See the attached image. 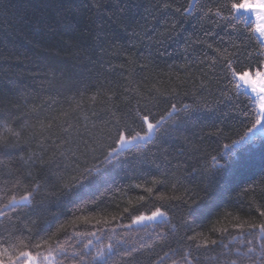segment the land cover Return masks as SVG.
I'll use <instances>...</instances> for the list:
<instances>
[{"label":"trees","instance_id":"obj_1","mask_svg":"<svg viewBox=\"0 0 264 264\" xmlns=\"http://www.w3.org/2000/svg\"><path fill=\"white\" fill-rule=\"evenodd\" d=\"M243 1L101 0L97 8L94 0H63L73 6L64 14L55 35L46 34L39 47L29 39L14 37L15 43L9 45L14 54L6 63L0 60V113L5 114L0 120V140L19 136L31 138L32 143L25 152L15 153L23 160L0 155V203L7 202L5 193L18 176L17 169L23 165L31 170L24 161L31 152H40V144L53 148L61 144L57 137L70 141L83 137L92 147L96 146L92 139L110 143L105 140L104 129L111 128L114 134L117 121L105 126L93 113L109 120L104 110L111 108L121 124L127 121L143 133L146 124L141 125L138 119L132 122L125 115L129 108L143 109L137 99L154 97L156 103L148 107L159 119L170 110V103L192 105L193 94L198 95L201 84L209 86L203 90L200 108L185 110L177 103L182 116L185 111L191 114V120L182 127L192 145L200 146L199 152L193 153L192 145L167 135L172 121L166 117L149 143L133 144L118 161L106 166L116 178L87 197L94 204L68 205L62 213L54 207L45 211L51 230L68 221L65 230L48 243L42 239L46 238L44 232L30 234L31 224L23 227L17 221V216L23 218L29 212L27 207L9 211V219H0V233H11L9 243L0 245V264H23V252L39 258L52 256L55 264H73V257L81 250L89 257L81 264H128L129 258H121L117 249L107 247L118 240L127 241L118 245L121 252L133 246L141 249L135 254V264H171L173 259L178 264H248V256L260 264L264 259L260 255L262 240L259 233L252 235L247 224L264 220L259 215L264 209V133L248 138L250 121L258 112L252 96L233 73L264 70V60L256 62V46L264 48V44L255 21L233 7ZM10 2L22 7L28 0ZM189 5L193 8L185 13L183 7ZM207 8L212 12L206 13ZM98 28L104 29V50L97 38ZM232 44L244 46L250 58L242 55L240 63L232 60L227 64L217 58V48L231 53ZM79 48L87 49L93 63L103 64L106 80L95 81L89 72L92 63L76 58ZM53 72L83 79L82 95L50 83ZM217 129L222 134L213 135ZM70 146L75 149L76 143ZM80 147L83 150L84 145ZM102 151L90 152L88 163L103 161L106 153ZM154 158L155 163H151ZM192 168L197 171L192 172ZM160 170L175 172L183 179L188 195L196 200L191 210L171 199L185 195L184 188L172 190L174 181L167 187L148 182L149 176L157 177ZM134 184L142 187H131ZM148 188L154 190L148 192ZM14 192L23 194L21 187ZM161 194L166 199L161 200ZM157 208L168 214L170 223L163 219L132 226L136 216ZM12 222L23 230L16 231ZM172 225H176L175 230ZM212 240L216 243H204ZM58 243L66 251H60ZM253 247L256 252L249 253Z\"/></svg>","mask_w":264,"mask_h":264},{"label":"snow or ice","instance_id":"obj_2","mask_svg":"<svg viewBox=\"0 0 264 264\" xmlns=\"http://www.w3.org/2000/svg\"><path fill=\"white\" fill-rule=\"evenodd\" d=\"M94 2L97 8L101 7V0H94ZM72 6L71 3H64L63 0H28L22 7H16L10 0H0V60L6 63L8 58L14 54L13 49L9 47L10 44L15 43L14 37H24L39 47L46 34L55 35L57 29H59L64 22V14L68 12ZM168 6L169 5H165V7ZM233 7L238 9L241 6L233 5ZM243 7H247V5ZM192 8L193 6L189 5L188 7H183V11L186 13L192 10ZM176 11L180 12L181 9H177ZM211 12V8L206 9V13ZM217 14H219V8H217ZM37 28L39 29L38 31ZM97 31V38L100 41L101 50H104L103 46L106 41V37L103 35L104 29L98 28ZM261 44H264V41H261ZM231 47L233 49L231 53L226 49L217 48V58H223L226 64L232 60L240 63L242 55L245 58H250L251 54L248 53L244 46L232 44ZM248 47H251V45H248ZM256 52L258 53L256 62L259 63L261 60H264V48L257 45ZM76 58L81 61L92 63V68L89 69V72L96 82H100L102 77L105 80L107 79V77L104 76L105 68L103 64L97 65L93 63L90 57L87 56V49L79 48V51L76 53ZM141 71H143V68ZM233 74L238 75L239 78L245 80L246 83L252 84L253 91L264 94V72H256V76L261 78L259 81L261 87L259 89L254 87L258 81L253 80L248 72H243L242 75L235 72ZM53 82L61 89L69 92L75 91L77 94L82 95L80 90L83 86V79H77L73 75L65 72H60L59 74L53 72L50 83ZM208 86V83L201 84L198 95L193 94L192 105L183 104L179 101L177 103H180L181 108L185 110L189 107L200 108V101L204 100L203 90ZM137 95H139V93H137ZM160 95L171 94L161 93ZM0 103H3L2 99H0ZM136 103L138 105L143 103V109L139 107L135 109L129 108L125 115H127L132 122L138 119L141 125L146 124L147 131L143 132V134L135 131L127 121L121 124L118 114L112 111L111 108H106L104 111L105 115H110L109 120H104L102 116L96 113H93V115H96L97 119L101 120L105 126L109 125L112 120L117 121V123L113 125L115 128L114 134L111 128L105 127L104 129L105 140L110 141V143H102L97 139H92V144L96 145L92 147V145L88 143V140L83 137L80 138V141H76L75 138L70 141L57 137L61 139V144H56L53 148L40 144V152H31L28 160L24 161V165H27V169L31 170H26L23 165L21 168L17 169L18 176L14 178L11 188L5 193V196L8 197L7 202L0 203V219H9V211L15 212L17 208L23 209L27 207L29 212L25 214L23 218L17 216V221H19L23 227H28V225L31 224V227L28 228L30 234L33 231L44 232L46 238L42 237V239L44 243H48L65 230V224L68 223V221L61 223L59 226L55 227L54 230H51L52 226L47 221V216L44 214L45 211L49 207H54L57 209L58 213H62L63 209L68 205L74 206L79 203L81 207H86L94 204L95 201L87 199V197L100 192V188L103 184H108L116 178L114 172L108 170L106 166L112 164L113 161H118L122 153L128 150V148L137 141L144 144L149 143L153 133L158 128L164 126L163 122H165L166 117L172 121L171 125H169L167 135L177 141L183 140L192 145L191 137L184 134L186 129L182 127L186 122L191 120V114L185 111L182 116L180 108L177 107V103H170V110L167 111L165 115H161L159 119H155L151 114V108L148 107V105H154L156 103L154 97H149L143 101L137 99ZM206 103L205 100L204 106H206ZM76 107H79V105ZM64 115H67V113H64ZM2 119H5L4 113H0V120ZM153 120H155V123H153ZM69 127H71V125H69ZM93 127H97V125H93ZM257 128L264 129V95H261L260 98V111L251 119L250 127H248L247 131L251 133ZM216 134H222L221 130L217 129L213 135ZM73 142L76 143L75 149L70 146ZM31 143V138L21 139L19 136H17L15 140L2 139L0 140V155H8L23 160L24 158L22 156L15 157V153L25 152L31 147ZM37 143H39V141H37ZM81 143L84 145L83 150H81L80 147ZM98 150H103L101 154L106 153L103 161H97L95 164L88 163L89 153H96ZM161 151H163V148H161ZM199 151V145H192L193 153ZM92 159H96V157L93 155ZM151 163H155V158ZM156 168L161 169V165L156 164ZM196 171V168H192V172ZM23 181H27V183L24 184ZM173 181V191L179 192L181 188H184L183 179L177 176L175 172L169 173L166 170H160L157 177L149 176L148 178L149 183L164 187H167L168 184ZM5 183H7V181ZM17 187L22 188V195H17L14 192V189ZM131 187L140 188L142 185L134 184ZM153 190V188L147 189L148 192H152ZM252 190L251 188L249 189V191ZM188 192L189 190L184 188L185 195H177L171 199L183 202L185 206L189 207L191 210V205L195 204L196 200L191 195H188ZM102 195L103 193H101V196ZM185 196H187V199H185ZM159 198L161 200L166 199L162 194ZM143 199L144 198L141 197V200ZM189 202H191V204ZM48 215H52V213H48ZM259 215L264 218V209L259 211ZM159 217L165 218V222L170 223L168 214L160 208L153 211L150 216H136L134 222L141 223L145 220H155ZM12 223L16 231L23 230V227L15 228V222ZM172 227L173 230L176 229V225H172ZM237 227L243 228L245 226L237 225ZM247 228L254 237L259 233V238L262 240L260 255L264 256V220L260 223H249L247 224ZM10 236L11 233H8V235L0 233V245L9 243ZM248 242L251 243V241ZM88 243L91 244V241ZM204 243L215 244L216 241H204ZM122 244H127V241L118 240L116 244L109 243L107 247L110 251L117 249L116 254L120 255L121 258H129L128 264H135V254L139 253L141 249L133 246L121 252L118 250V245ZM37 247H39V245H37ZM85 247H87V245H85ZM58 249L60 251H66L64 246L59 243ZM248 251L249 253H255L256 249L253 247L249 248ZM97 255H102V253H97ZM167 255L168 254L165 253V256ZM21 256L29 258L30 264H35V257H33L30 252H23ZM88 258V254L81 250L78 255L73 257V264H81L82 261H86ZM92 259H95V257ZM160 259L163 260V257ZM152 264H155V262L153 261ZM171 264H178V261L173 259L171 260ZM233 264H235V262H233ZM248 264H255V260H253L252 256H248ZM260 264H264V259L260 260Z\"/></svg>","mask_w":264,"mask_h":264},{"label":"rangeland","instance_id":"obj_3","mask_svg":"<svg viewBox=\"0 0 264 264\" xmlns=\"http://www.w3.org/2000/svg\"><path fill=\"white\" fill-rule=\"evenodd\" d=\"M247 5V7H243ZM240 8H236V12L237 13H242L244 15H246L249 18H252L255 21L256 24V30L257 33L259 34L260 38L264 41V0H244L243 3L240 4ZM261 72H264V70H261ZM241 75L243 73H240ZM249 76L253 79L258 81L257 86H261V84L259 83L260 81V77L256 76V72H248ZM236 78L240 84V86L246 90L248 93H250V95L252 96L254 103L256 105L257 108V112L259 113L260 111V98L261 94L258 91H253V85L246 83L245 80L240 79L238 75H236ZM257 133H264V129L262 128H257L256 130H254L251 133H248V138H251L253 135L257 134ZM143 134V133H141ZM137 143H142L137 141L135 144ZM163 211V210H162ZM141 215H146V216H150V214H141ZM135 219V218H134ZM163 217H159L155 220H145L141 223H135L134 220L132 222V226H142V225H146L149 223H155V222H160L162 221ZM33 257H35V264H55L54 258L52 256H47V257H43V258H39L37 256L32 255ZM23 264H30V260L29 258L25 257V262Z\"/></svg>","mask_w":264,"mask_h":264},{"label":"clouds","instance_id":"obj_4","mask_svg":"<svg viewBox=\"0 0 264 264\" xmlns=\"http://www.w3.org/2000/svg\"><path fill=\"white\" fill-rule=\"evenodd\" d=\"M254 87L257 88V89H259L261 86H257V84H256V85H254Z\"/></svg>","mask_w":264,"mask_h":264}]
</instances>
